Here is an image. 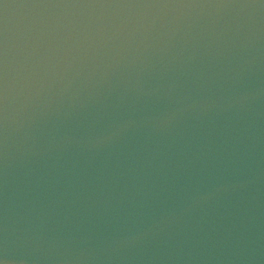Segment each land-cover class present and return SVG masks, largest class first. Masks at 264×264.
I'll use <instances>...</instances> for the list:
<instances>
[{
    "label": "clouds",
    "instance_id": "9594fccd",
    "mask_svg": "<svg viewBox=\"0 0 264 264\" xmlns=\"http://www.w3.org/2000/svg\"><path fill=\"white\" fill-rule=\"evenodd\" d=\"M0 264H264V0H0Z\"/></svg>",
    "mask_w": 264,
    "mask_h": 264
}]
</instances>
